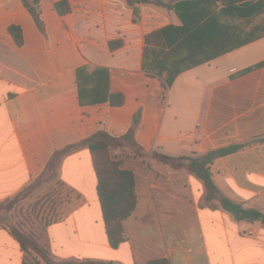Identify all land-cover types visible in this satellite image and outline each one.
I'll return each mask as SVG.
<instances>
[{
  "label": "crops",
  "instance_id": "1",
  "mask_svg": "<svg viewBox=\"0 0 264 264\" xmlns=\"http://www.w3.org/2000/svg\"><path fill=\"white\" fill-rule=\"evenodd\" d=\"M57 1L37 3L41 29L23 0H0V202L55 177L45 233L56 263L147 264L166 257L171 264H264L262 222L238 220L207 202L201 179L154 158L155 152L199 156L264 135V36L180 72L165 89L142 62L148 33L181 24L174 10L67 0L70 11L61 15ZM10 25L21 27L22 45ZM96 93L107 98L90 101ZM111 93H123L125 102L112 105ZM135 118L133 139L143 156L118 158L135 174L137 206L123 222L126 240L114 248L90 149L80 145L53 158L101 127L125 136ZM211 173L224 194L264 212V142L217 158ZM26 255L0 224V264H24Z\"/></svg>",
  "mask_w": 264,
  "mask_h": 264
},
{
  "label": "trees",
  "instance_id": "2",
  "mask_svg": "<svg viewBox=\"0 0 264 264\" xmlns=\"http://www.w3.org/2000/svg\"><path fill=\"white\" fill-rule=\"evenodd\" d=\"M23 1L31 9L39 27L44 29V23L36 10L39 0ZM130 1L138 4L153 3L174 10L181 20L180 25H167L148 33L145 37L146 45L142 68L149 75L160 78L165 89L171 87L180 72L264 36V21L261 19L254 23L257 17H263L264 0ZM55 6L61 15L70 11L67 0H59ZM134 12L135 16L139 15L137 6L134 8ZM248 25L249 28L246 27ZM9 32L17 44H23L20 26L10 25ZM82 93L84 98V91L81 90ZM105 98L107 97L100 93L89 96L90 101L93 102ZM108 100L112 105L119 106L125 102V96L123 93H111ZM138 124L139 118H135L128 133L121 137L113 136L106 128L101 127L80 143L69 145L57 151L53 158L56 160L64 153L70 152L80 145H85L90 149L98 177L97 189L106 223V231L109 242L114 248L126 240L123 222L133 214L137 206V194L133 170L122 168L120 160L111 158L110 150L125 140H130L136 145L133 137ZM254 142H264V135L254 137L249 141L218 147L199 156H175L155 152L154 158L174 168L186 169L201 179L206 189L205 199L207 202L217 201L222 208L233 214L238 220L260 221L264 224L263 211L245 207L224 194L211 173V165L217 158L237 152ZM33 184L29 188H32ZM12 205L13 200L11 201V199L0 202V224H2L5 213ZM8 227L27 255L29 246L32 245L47 264H61L52 259L49 248L42 247L37 240H30L16 226L8 224ZM27 255L24 264H29ZM84 264L115 263L113 261L87 259ZM147 264H171V261L169 258L163 257L152 259Z\"/></svg>",
  "mask_w": 264,
  "mask_h": 264
},
{
  "label": "rangeland",
  "instance_id": "3",
  "mask_svg": "<svg viewBox=\"0 0 264 264\" xmlns=\"http://www.w3.org/2000/svg\"><path fill=\"white\" fill-rule=\"evenodd\" d=\"M261 19L264 21V14L262 18L257 17L254 23ZM246 27L249 28V25ZM129 152L134 154V156H143L142 150L130 140H125L117 147L112 148L110 150V155L112 159L121 161L118 156L126 155V153ZM49 178L52 180L55 179V177L43 176L39 180L34 181V184L31 183L33 184L32 188H29L31 185L29 184L23 190L8 198L11 199V201L13 200V205L5 213L4 219H2L3 226L8 227V224L16 226L30 240H37L42 247L47 249L48 240L45 232L47 225L52 220L51 213L53 209L52 206H54V204L52 205L54 201L52 198L53 193L49 191ZM27 257L29 264H47L32 245L29 246Z\"/></svg>",
  "mask_w": 264,
  "mask_h": 264
}]
</instances>
